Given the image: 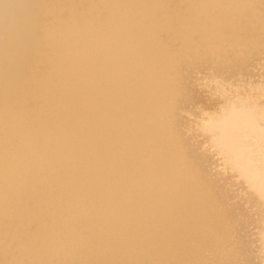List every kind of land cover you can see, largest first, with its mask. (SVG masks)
I'll return each mask as SVG.
<instances>
[{
    "label": "bare ground",
    "instance_id": "1",
    "mask_svg": "<svg viewBox=\"0 0 264 264\" xmlns=\"http://www.w3.org/2000/svg\"><path fill=\"white\" fill-rule=\"evenodd\" d=\"M261 121L264 0H0V264H264Z\"/></svg>",
    "mask_w": 264,
    "mask_h": 264
},
{
    "label": "rangeland",
    "instance_id": "2",
    "mask_svg": "<svg viewBox=\"0 0 264 264\" xmlns=\"http://www.w3.org/2000/svg\"><path fill=\"white\" fill-rule=\"evenodd\" d=\"M198 91H199V89H198ZM200 93L201 92H199V94ZM203 93H201L202 96H203ZM204 95H206V96L203 97L204 98L203 100L208 102L210 100V97L208 96L207 93H204ZM205 97H207L206 100H205ZM261 122H263V123H261ZM261 122H260V126L264 127V121H261ZM251 140H253V141H251ZM257 140L258 139L256 137L254 138V136L253 137L252 136H250V137L247 136L246 139L242 138L241 142H242V145H245V147H244V149H246L245 152H247V154H249L250 157H251V160H252V162H251L252 165L251 166L254 169H258L262 173V172H264V163L261 162V161H264V142L261 141V140H258V141ZM243 141L245 142V144L243 143ZM246 146H247V148H246ZM248 146L251 147V148H249Z\"/></svg>",
    "mask_w": 264,
    "mask_h": 264
},
{
    "label": "snow or ice",
    "instance_id": "3",
    "mask_svg": "<svg viewBox=\"0 0 264 264\" xmlns=\"http://www.w3.org/2000/svg\"><path fill=\"white\" fill-rule=\"evenodd\" d=\"M262 163H264V161H262ZM260 195H261V199H264V172H262V176H261ZM237 264H241V262H237Z\"/></svg>",
    "mask_w": 264,
    "mask_h": 264
}]
</instances>
